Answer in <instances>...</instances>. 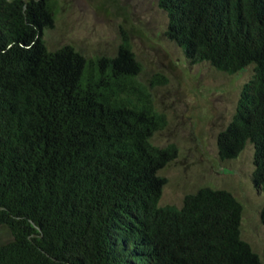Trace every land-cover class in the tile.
<instances>
[{
  "label": "trees",
  "instance_id": "trees-1",
  "mask_svg": "<svg viewBox=\"0 0 264 264\" xmlns=\"http://www.w3.org/2000/svg\"><path fill=\"white\" fill-rule=\"evenodd\" d=\"M166 37L191 62L253 64L216 134L220 159L254 147L264 189V0H156ZM58 0H0V264H264L241 238L242 204L201 186L160 205L158 172L177 153L151 141L154 107L127 35L112 55L49 49ZM264 222V207L261 210Z\"/></svg>",
  "mask_w": 264,
  "mask_h": 264
},
{
  "label": "rangeland",
  "instance_id": "rangeland-1",
  "mask_svg": "<svg viewBox=\"0 0 264 264\" xmlns=\"http://www.w3.org/2000/svg\"><path fill=\"white\" fill-rule=\"evenodd\" d=\"M167 25L156 0H58L54 24L43 37L49 49L69 43L86 55H112L122 34L128 36L143 81L148 84L156 72L165 78L150 88L154 107L166 118L151 141L172 143L177 153L158 172L166 178L159 204L179 206L186 193L201 186L229 190L242 204L241 238L264 263V189L252 181L254 147L247 142L235 158L223 160L216 149V134L230 121L253 64L226 73L207 61L191 62L166 37ZM10 238L0 225V243Z\"/></svg>",
  "mask_w": 264,
  "mask_h": 264
},
{
  "label": "water",
  "instance_id": "water-1",
  "mask_svg": "<svg viewBox=\"0 0 264 264\" xmlns=\"http://www.w3.org/2000/svg\"><path fill=\"white\" fill-rule=\"evenodd\" d=\"M24 1H26V0H24ZM1 208V207H0Z\"/></svg>",
  "mask_w": 264,
  "mask_h": 264
}]
</instances>
